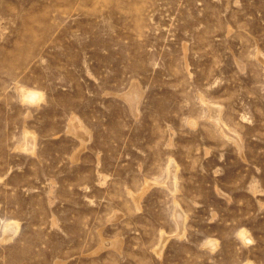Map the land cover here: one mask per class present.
<instances>
[{
	"label": "rangeland",
	"instance_id": "1",
	"mask_svg": "<svg viewBox=\"0 0 264 264\" xmlns=\"http://www.w3.org/2000/svg\"><path fill=\"white\" fill-rule=\"evenodd\" d=\"M0 264H264V0H0Z\"/></svg>",
	"mask_w": 264,
	"mask_h": 264
},
{
	"label": "bare ground",
	"instance_id": "2",
	"mask_svg": "<svg viewBox=\"0 0 264 264\" xmlns=\"http://www.w3.org/2000/svg\"><path fill=\"white\" fill-rule=\"evenodd\" d=\"M129 94H130V93H129ZM129 94H128V95H129ZM132 94H133V96H134V92L131 93V96H130V97H133ZM135 95H137V93H136ZM135 97H136V96H135ZM134 99H135V98H134ZM221 126H222V125H221ZM174 175H175V174H174ZM174 178H176V177H174ZM172 181H173V177H172ZM174 182H175V181H174ZM170 185H174V183H171ZM170 187H171V186H170ZM172 187H173V186H172ZM174 191H175V190H174Z\"/></svg>",
	"mask_w": 264,
	"mask_h": 264
}]
</instances>
